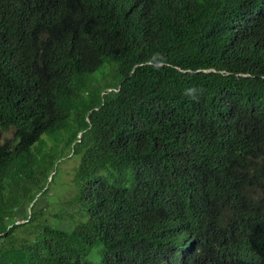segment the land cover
Masks as SVG:
<instances>
[{
	"label": "trees",
	"instance_id": "1",
	"mask_svg": "<svg viewBox=\"0 0 264 264\" xmlns=\"http://www.w3.org/2000/svg\"><path fill=\"white\" fill-rule=\"evenodd\" d=\"M0 128V264H264V0H0Z\"/></svg>",
	"mask_w": 264,
	"mask_h": 264
},
{
	"label": "rangeland",
	"instance_id": "2",
	"mask_svg": "<svg viewBox=\"0 0 264 264\" xmlns=\"http://www.w3.org/2000/svg\"><path fill=\"white\" fill-rule=\"evenodd\" d=\"M110 65L107 63V64H105V66H104V68L106 69V68H108ZM103 70V69H102ZM101 71V70H100ZM100 71H98V74H100L101 72ZM12 133H13V131H9V132H4V136H3V138L4 137H6V136H8V137H10L11 135H12ZM3 140V139H2ZM76 163V160H69V161H67L64 165H63V173H62V175H63V177H64V179H62V181H64L65 183H69L70 181H71V178H72V175H73V167H74V164ZM60 170V169H59ZM58 170V171H59ZM59 177V174H58V172H57V175H56V179ZM33 180L35 181V182H38V181H40V178L39 177H37V176H35V177H33ZM106 180H107V182L108 183H110V184H112V185H118L119 184V177H118V175H117V173H111V174H108L107 176H106ZM54 191L56 190V188L55 189H53ZM58 193H59V195H60V197H61V199L62 200H67V198H68V195H67V193L65 192V191H63V190H58ZM57 197V196H56Z\"/></svg>",
	"mask_w": 264,
	"mask_h": 264
},
{
	"label": "water",
	"instance_id": "3",
	"mask_svg": "<svg viewBox=\"0 0 264 264\" xmlns=\"http://www.w3.org/2000/svg\"><path fill=\"white\" fill-rule=\"evenodd\" d=\"M2 137H3V131H2V129L0 128V140L2 139Z\"/></svg>",
	"mask_w": 264,
	"mask_h": 264
}]
</instances>
